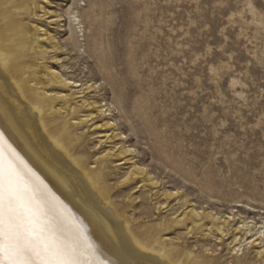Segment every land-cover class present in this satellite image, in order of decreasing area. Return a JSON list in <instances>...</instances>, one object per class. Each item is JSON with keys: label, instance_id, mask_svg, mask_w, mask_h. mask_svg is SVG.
I'll return each mask as SVG.
<instances>
[{"label": "rangeland", "instance_id": "1", "mask_svg": "<svg viewBox=\"0 0 264 264\" xmlns=\"http://www.w3.org/2000/svg\"><path fill=\"white\" fill-rule=\"evenodd\" d=\"M26 1L24 79L59 99L47 121L132 240L173 264H264V0Z\"/></svg>", "mask_w": 264, "mask_h": 264}, {"label": "bare ground", "instance_id": "2", "mask_svg": "<svg viewBox=\"0 0 264 264\" xmlns=\"http://www.w3.org/2000/svg\"><path fill=\"white\" fill-rule=\"evenodd\" d=\"M37 9L26 0H0V163L5 170L18 167L46 192L69 233H82L92 246L91 259L98 264H173L170 256L150 258L132 240L109 202V189L101 185L103 172L87 170L73 154L66 124L54 127L47 121L61 114L63 107L55 106L59 99L49 101L24 79L30 36L23 22ZM201 221L193 214L194 225Z\"/></svg>", "mask_w": 264, "mask_h": 264}, {"label": "snow or ice", "instance_id": "3", "mask_svg": "<svg viewBox=\"0 0 264 264\" xmlns=\"http://www.w3.org/2000/svg\"><path fill=\"white\" fill-rule=\"evenodd\" d=\"M82 233H69L46 192L0 163V264H98Z\"/></svg>", "mask_w": 264, "mask_h": 264}]
</instances>
